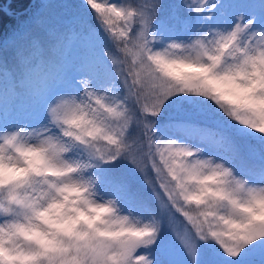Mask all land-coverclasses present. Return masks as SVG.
<instances>
[{"label":"snow or ice","instance_id":"1","mask_svg":"<svg viewBox=\"0 0 264 264\" xmlns=\"http://www.w3.org/2000/svg\"><path fill=\"white\" fill-rule=\"evenodd\" d=\"M0 0V264H264V0Z\"/></svg>","mask_w":264,"mask_h":264},{"label":"trees","instance_id":"2","mask_svg":"<svg viewBox=\"0 0 264 264\" xmlns=\"http://www.w3.org/2000/svg\"><path fill=\"white\" fill-rule=\"evenodd\" d=\"M9 2H12V0H3V3H5V4H7ZM29 2H30V0H13L12 7L20 8L21 4L27 5V3H29Z\"/></svg>","mask_w":264,"mask_h":264},{"label":"water","instance_id":"3","mask_svg":"<svg viewBox=\"0 0 264 264\" xmlns=\"http://www.w3.org/2000/svg\"><path fill=\"white\" fill-rule=\"evenodd\" d=\"M32 1V0H31Z\"/></svg>","mask_w":264,"mask_h":264}]
</instances>
